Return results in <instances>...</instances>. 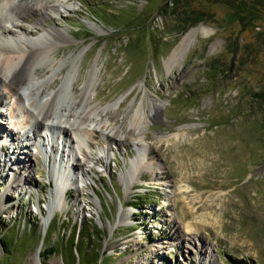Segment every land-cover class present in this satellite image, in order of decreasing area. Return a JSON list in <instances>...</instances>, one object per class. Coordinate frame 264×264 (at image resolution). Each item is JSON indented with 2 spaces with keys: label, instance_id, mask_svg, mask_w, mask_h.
I'll return each mask as SVG.
<instances>
[{
  "label": "rangeland",
  "instance_id": "rangeland-1",
  "mask_svg": "<svg viewBox=\"0 0 264 264\" xmlns=\"http://www.w3.org/2000/svg\"><path fill=\"white\" fill-rule=\"evenodd\" d=\"M67 6L72 11L61 17L28 14L19 23L25 32L12 39L37 41L52 28L64 33L65 43L46 41L58 44L48 93L62 89L58 106L71 107L90 79L88 104L110 122L84 141L82 154L72 142L83 177L74 160L66 169L71 154L49 132L36 141L45 153L46 143H57L61 166L48 167L43 153L23 172L12 147L24 135L16 121L27 118L11 116L16 97L3 95L0 148L14 145L0 149V196L18 175L30 181L15 183L3 200L0 239L10 252L0 241V264H264V0ZM200 26L208 37L167 65L182 37ZM50 74L32 88L44 87ZM142 101L148 116L133 133L129 121ZM72 238L80 252L68 251ZM49 246L56 251L44 261L40 253Z\"/></svg>",
  "mask_w": 264,
  "mask_h": 264
},
{
  "label": "bare ground",
  "instance_id": "bare-ground-1",
  "mask_svg": "<svg viewBox=\"0 0 264 264\" xmlns=\"http://www.w3.org/2000/svg\"><path fill=\"white\" fill-rule=\"evenodd\" d=\"M69 1L70 0H0V105L3 102L4 94L14 95L18 106H16V110L15 108L13 109V114L11 113V116H16V119H18L20 113L27 118L24 124L20 120L16 121L17 124L15 125L22 127L21 129L24 130V135L22 136V141H19L20 145L17 144L15 148L11 146L14 151H20V158L23 164H20L18 168L22 169L23 172H26L34 162L36 163V156L42 155L43 153L47 158V166L55 171L59 166L56 162V156H53V152L55 153L58 151L57 143H53L55 141L61 144L63 143L62 147H66L71 154V158L67 160L66 169L69 167L70 160H74V162H77L75 167L77 166L79 170L82 171L83 177L85 174V164L79 162L76 156L73 158L74 147L72 146V142L79 144L78 153L82 154L80 148L83 147L84 141L89 140L102 125L104 126L110 122L109 118L106 119L108 122L106 120L102 122L101 114L104 110H100L99 106H89L88 104L92 94L88 89L89 86H91L90 79L84 85L81 96L74 97V103L71 107L58 106V100L62 89L53 90L48 93L50 87L54 89L52 85H54L53 72L56 65L54 59L56 49L59 43L67 42V36L64 33L52 28L49 31L47 30L44 36L39 38L40 41H30L26 38L12 39L13 36L16 35V31L20 32V34L25 32V30L20 27L19 23L24 22L28 14L38 13L42 19H49L50 15L61 17L72 11L67 6ZM40 21L41 20H39L38 23ZM208 35L209 31L202 26L188 31L172 50L166 60V64L170 67L178 65L184 54L190 49L192 43L196 41L199 36L208 37ZM54 39L58 44L46 43V41ZM13 46L16 47V49H12ZM48 73L51 74L48 77V82H45L46 85L44 87L32 88L31 83L33 81L41 80V77ZM72 90L75 91L74 88H72ZM73 95H75V92ZM150 108L154 118L157 117L159 114V107L152 104ZM145 114H147V110L145 108V103L142 101L129 121L130 130L133 133L139 130L142 121L145 119ZM106 115L107 112L104 116ZM25 130H27V132H25ZM40 132H49L52 137L51 141H53L54 138V141L50 144L46 143V153L43 152V148H41L42 144L39 146L37 142L41 140ZM109 133L111 137L115 136L114 128L111 127ZM10 140L12 141L13 138ZM10 140L8 141L10 142ZM9 145L14 144L5 143L4 147L6 146V150L7 148L10 149ZM4 147L2 146L0 149L4 150ZM16 152L15 154H17ZM13 153L14 152H12V155ZM49 153H52V155H49ZM20 158H14L13 162L15 163L16 161V163H18ZM142 168H144V166ZM63 174V172L62 174L60 172L62 179L65 178ZM141 174V171L138 170V177H140ZM29 181L30 179L23 175H18L17 178L13 179L11 187L6 189L0 196V210L3 211L4 209L2 207L3 200H9L8 192L16 189L14 187L15 183H29ZM60 194V196L65 199L67 192L64 190V192ZM53 201L55 200L53 199ZM52 209H49V214L43 220L46 230L53 218ZM45 211L48 210L45 209ZM192 227L194 226L189 225L185 227V234L189 237H192L190 236V234H192ZM189 239L193 240V238ZM39 252L40 249L37 250L38 255Z\"/></svg>",
  "mask_w": 264,
  "mask_h": 264
},
{
  "label": "trees",
  "instance_id": "trees-1",
  "mask_svg": "<svg viewBox=\"0 0 264 264\" xmlns=\"http://www.w3.org/2000/svg\"><path fill=\"white\" fill-rule=\"evenodd\" d=\"M105 15H106V14H105ZM197 21L199 22L200 19H198V18L196 17V18H194V20H192V21L190 22V24L196 23ZM139 199H141V198H139ZM7 238H8V237H7ZM87 238H89V234H88ZM0 241H1V244H2V246H3V251H4V253H5V254H8L10 251H9L8 246H7V244H8V243H7V239L4 238V237H1ZM70 243H71V244H70L69 249H68V251L70 252V254H71V252H72L74 249H78V252L81 251V250H79V244H78V242L75 243V244H73V238H72V240H71ZM55 251H56V248H55L54 246H49V247H46V248L44 249V251L40 253V256H42L43 260L46 261V260L48 259V257L51 256ZM69 257H71V255H70ZM85 260L87 261V263H90V262H91V259H90V260H87V259L85 258Z\"/></svg>",
  "mask_w": 264,
  "mask_h": 264
}]
</instances>
